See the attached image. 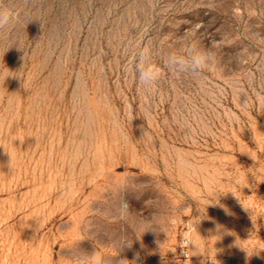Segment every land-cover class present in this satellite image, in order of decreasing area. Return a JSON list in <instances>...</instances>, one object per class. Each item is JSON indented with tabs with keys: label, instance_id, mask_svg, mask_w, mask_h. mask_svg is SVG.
<instances>
[{
	"label": "rangeland",
	"instance_id": "1",
	"mask_svg": "<svg viewBox=\"0 0 264 264\" xmlns=\"http://www.w3.org/2000/svg\"><path fill=\"white\" fill-rule=\"evenodd\" d=\"M0 5V264H264V0Z\"/></svg>",
	"mask_w": 264,
	"mask_h": 264
},
{
	"label": "clouds",
	"instance_id": "2",
	"mask_svg": "<svg viewBox=\"0 0 264 264\" xmlns=\"http://www.w3.org/2000/svg\"><path fill=\"white\" fill-rule=\"evenodd\" d=\"M15 19V12L12 8L6 5H0V28L9 26ZM143 56L144 53H141ZM216 54L212 49H201L192 57L191 66L199 70L207 67L211 69L215 63ZM173 64L183 65V58H173ZM211 62V63H210ZM139 80L145 85H152L159 79L160 71L157 65L149 63L146 67L140 66ZM2 75V74H0ZM153 220L144 219L141 221V227L147 226V231L153 227ZM185 242H190L189 233H185ZM74 264H105L104 258L95 250L91 253L83 252L73 254Z\"/></svg>",
	"mask_w": 264,
	"mask_h": 264
},
{
	"label": "built area",
	"instance_id": "3",
	"mask_svg": "<svg viewBox=\"0 0 264 264\" xmlns=\"http://www.w3.org/2000/svg\"><path fill=\"white\" fill-rule=\"evenodd\" d=\"M144 264H146V263H144Z\"/></svg>",
	"mask_w": 264,
	"mask_h": 264
}]
</instances>
